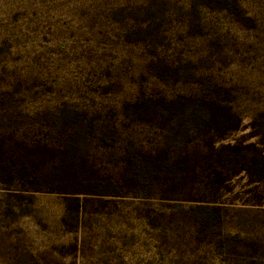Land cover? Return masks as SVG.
<instances>
[{
  "label": "rangeland",
  "instance_id": "obj_1",
  "mask_svg": "<svg viewBox=\"0 0 264 264\" xmlns=\"http://www.w3.org/2000/svg\"><path fill=\"white\" fill-rule=\"evenodd\" d=\"M0 264H264V0H0Z\"/></svg>",
  "mask_w": 264,
  "mask_h": 264
}]
</instances>
